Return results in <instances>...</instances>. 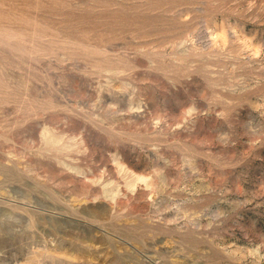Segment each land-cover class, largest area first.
I'll list each match as a JSON object with an SVG mask.
<instances>
[{"label": "rangeland", "instance_id": "obj_1", "mask_svg": "<svg viewBox=\"0 0 264 264\" xmlns=\"http://www.w3.org/2000/svg\"><path fill=\"white\" fill-rule=\"evenodd\" d=\"M0 264H264V0H0Z\"/></svg>", "mask_w": 264, "mask_h": 264}]
</instances>
